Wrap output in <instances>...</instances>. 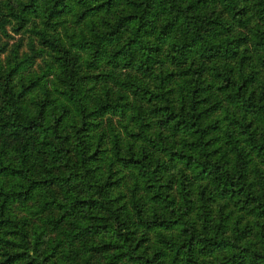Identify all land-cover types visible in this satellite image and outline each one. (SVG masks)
<instances>
[{
    "label": "trees",
    "instance_id": "16d2710c",
    "mask_svg": "<svg viewBox=\"0 0 264 264\" xmlns=\"http://www.w3.org/2000/svg\"><path fill=\"white\" fill-rule=\"evenodd\" d=\"M263 72L264 0H0V264H264Z\"/></svg>",
    "mask_w": 264,
    "mask_h": 264
},
{
    "label": "rangeland",
    "instance_id": "374dc122",
    "mask_svg": "<svg viewBox=\"0 0 264 264\" xmlns=\"http://www.w3.org/2000/svg\"><path fill=\"white\" fill-rule=\"evenodd\" d=\"M255 57H257V55H255ZM264 73V72H263ZM17 80L19 82V76L17 77ZM46 81L41 80L38 84L34 85L32 87V89L30 91L27 92L26 94V101L32 105L33 100L41 95L44 94V89H45V85H46ZM170 85V84H169ZM171 86V85H170ZM255 161H257V158H255ZM17 206V205H16ZM19 211L21 212V214H24L25 211L19 209L18 207L15 208V211Z\"/></svg>",
    "mask_w": 264,
    "mask_h": 264
}]
</instances>
